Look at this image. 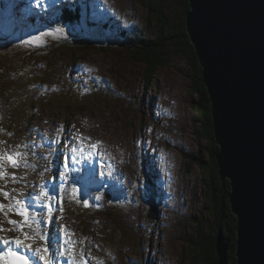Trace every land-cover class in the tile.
Returning a JSON list of instances; mask_svg holds the SVG:
<instances>
[{
  "label": "rangeland",
  "instance_id": "1",
  "mask_svg": "<svg viewBox=\"0 0 264 264\" xmlns=\"http://www.w3.org/2000/svg\"><path fill=\"white\" fill-rule=\"evenodd\" d=\"M2 1L0 143L3 151L0 154L32 151L29 157L34 160L32 165L37 164L41 171L51 167L54 156L57 180L52 185L56 190L51 193L45 186L50 181L47 174H37L35 168L25 169L28 160L25 156L29 154L19 159L21 167L13 168L7 160L0 161V165L7 174L15 175V188L19 178L22 180L17 189L24 201L29 198L28 201L36 205L32 197L39 196L41 201L46 198L42 195L44 191L51 197L60 216L55 234L51 235L52 243L60 250L53 264L76 263L65 251V241L69 237L83 264H191L196 257L197 225L202 226L204 234L210 238L216 228L212 225L215 221L212 210L207 209L209 200L203 182L208 172L195 160L199 155L209 166L207 140H199L195 135L200 124L197 97H192L190 90L192 68L184 55H177L170 56L164 68L149 73L141 62L126 58L123 49H110L103 43L111 37L123 40L122 43L144 38L139 31L145 22L149 25L145 8L148 2L168 12L166 34L169 36L172 23L182 18L180 1L93 0L97 9H93L91 1V16L87 17V12L76 7L71 24L63 23V10L68 8L59 0L9 2L12 5L9 12ZM14 5L17 7L11 14ZM154 6L151 12L156 16L158 7ZM19 7L26 13L23 17L19 16ZM96 14L99 21L94 18ZM158 17L159 14L150 22V30L144 28L155 37ZM138 22H142L141 28L135 27ZM121 24L131 25L132 31L124 30ZM81 26L90 29H81ZM57 28H63V33L57 32ZM45 32L49 35L41 37ZM36 37H41L38 43H26ZM92 39L101 45L94 44ZM83 40L87 44H83ZM166 41L168 43L169 37ZM84 45H91L90 50L81 52L86 50ZM184 48L183 45L180 53H185ZM170 51L174 52L175 48ZM199 66L203 76L200 61ZM9 115L12 116L10 121ZM52 123L57 131L49 129ZM44 134L49 137L50 145ZM53 142L57 147H51ZM79 165L82 174L77 172ZM143 167L151 178L143 174ZM69 171L84 182L89 190L87 196L59 195L61 177ZM8 184L13 187V180ZM149 185L152 193L147 189ZM229 187L230 203V182ZM151 198L155 206L158 205L157 220H150V210L144 207ZM0 204L10 205L5 203L3 196H0ZM230 209L238 228L231 203ZM4 212L6 215L0 213V228L6 231H0V239L8 240L17 228L8 222L9 219L23 225L24 218L8 207ZM24 227L25 233H33L27 225ZM219 231L229 238L223 228L215 233V264H219ZM237 233L238 229L236 241L229 238V264L232 252L237 264L234 250ZM16 237L23 240L20 232ZM23 242L28 244V240ZM207 243L211 246V242ZM6 250L7 246L0 244V252ZM151 257L155 263L151 262ZM0 264H4V260H0Z\"/></svg>",
  "mask_w": 264,
  "mask_h": 264
},
{
  "label": "water",
  "instance_id": "2",
  "mask_svg": "<svg viewBox=\"0 0 264 264\" xmlns=\"http://www.w3.org/2000/svg\"><path fill=\"white\" fill-rule=\"evenodd\" d=\"M190 2L186 33L210 95L221 183L231 186L237 264H264V0ZM230 242L219 231V264H229Z\"/></svg>",
  "mask_w": 264,
  "mask_h": 264
},
{
  "label": "trees",
  "instance_id": "3",
  "mask_svg": "<svg viewBox=\"0 0 264 264\" xmlns=\"http://www.w3.org/2000/svg\"><path fill=\"white\" fill-rule=\"evenodd\" d=\"M179 1L181 3V11L184 10V8L187 11V8L190 6L188 1ZM151 6V2H148V5H145L148 15H146V18L149 20V25H147L148 21L145 22L144 28L150 30V28H152L150 22L153 20L155 21L157 14H159V17L157 18L159 22L157 23L159 25L158 30L155 29L156 37L154 34L146 31L143 28L141 32L144 34V38L137 39L136 41H130V43H120V46H118V43H116L117 45H110L109 47L110 49H112L111 47H115L119 48L120 51L124 50L127 53L126 58L141 62L144 64L146 70L153 74L156 73L160 68L162 69L168 65L167 61L169 60L170 56L173 57L177 55H184L188 59V66L192 68V73L189 75L192 79L190 90L192 97H197L195 103L199 117L198 124H200L199 129L195 130V135L197 138H199V140H207L208 143V149L206 151L209 155V166L207 167V161L205 158H202L199 155H197L198 159L196 158L200 167L208 172L207 177L203 178L207 199L209 200L207 209L210 211L212 210V214L215 218L216 224L215 221L212 223L213 226H216V228H214L215 233L218 229L223 228L225 230L226 236L231 238L233 241H236L235 236L237 230V219L231 214L229 203V182L226 181L227 183L225 182L223 185L221 183L219 175L220 173L218 171L219 168L216 155L219 151V147L214 137V121L212 116L210 95L202 77V69L199 66V59L196 55L194 46L190 43L189 37L186 34V17H183L182 12V18L178 19V22H175V24L172 23V30H170L168 36L169 41L166 43L168 38L166 33L168 32L167 28L169 26V14L167 11H165V9H162V6L161 9H159L160 6H158L157 14L154 16L152 15L154 12H151ZM158 11H160L161 14ZM73 14L74 11L71 12L69 9H64L62 18L63 23L71 24V22L74 21L72 19ZM117 30L120 29L118 28ZM84 32L86 33V30ZM145 34L147 37H145ZM174 42H176L175 46H173ZM11 45L13 46V44ZM183 45L186 47V49L184 48L185 53H180ZM84 47H86V50H80L81 52L90 50L91 45H84ZM172 48H175L174 52L170 51ZM8 118V121H10L12 116L9 115ZM211 228L212 226L210 229ZM197 233L198 240L196 241L195 245L196 249H194V253H196L195 259H197L195 263V259L193 258L191 264L217 263L215 248H213L215 247V233L211 238L210 236L207 237L204 234L202 226L199 225H197ZM208 239H210V241ZM207 242H211V246L210 243L208 244ZM235 248L236 244L234 250H236ZM230 264H236L234 252L230 254Z\"/></svg>",
  "mask_w": 264,
  "mask_h": 264
},
{
  "label": "snow or ice",
  "instance_id": "4",
  "mask_svg": "<svg viewBox=\"0 0 264 264\" xmlns=\"http://www.w3.org/2000/svg\"><path fill=\"white\" fill-rule=\"evenodd\" d=\"M39 3H42L43 0H38ZM57 32L63 33L64 29L63 28H57ZM49 33L45 32L41 34L42 36H47ZM41 37H36L33 40L26 41V43H38ZM20 156L19 153H16L14 155H9V154H0V160H7L11 167L13 168H18L20 166L19 159L18 157ZM8 177L12 179L13 181L16 180V177L14 174L9 175L4 171V168L2 165H0V179H4L5 177ZM52 191L55 192L56 186L52 185L51 186ZM0 195H3L6 199H10V194L8 192L3 191V189H0ZM42 195L48 197L51 199V197L48 195L47 191H44ZM34 200H39V196L32 197ZM17 205H20L21 207L18 208ZM8 207L10 211H12L16 215H20L24 218V223L23 225L19 224L17 221L9 219V223L12 224L14 227H17L20 229V236L23 237V240L21 238H16L13 240H7V239H0V244H3L7 246V250L4 252H0V260H4V264H29L28 258L19 255L17 252L12 250L11 245L15 244L17 247H25L31 251H33L34 255H37L40 260L44 262V264H53V261L50 257L47 256L48 253V248L44 247L43 249H40L38 247L33 248L32 244L28 243L25 244L23 241L24 240H29V239H38L39 241H44L45 237L42 233H38L37 236H32L30 237L28 233H25L23 231V227L27 225L28 227H31V224L29 223L30 221V216L28 214L27 206L25 205V202L23 201H15L14 203L10 204L9 206H5L3 204H0V213H6L4 212V209ZM0 231H6L3 228H0ZM65 244H67V241H65ZM67 251V249H65ZM11 256L13 259L9 261L7 257ZM73 264L75 262L73 261Z\"/></svg>",
  "mask_w": 264,
  "mask_h": 264
},
{
  "label": "bare ground",
  "instance_id": "5",
  "mask_svg": "<svg viewBox=\"0 0 264 264\" xmlns=\"http://www.w3.org/2000/svg\"><path fill=\"white\" fill-rule=\"evenodd\" d=\"M188 1V3H189V8H187V11L185 10V8H184V10H182V12H183V17L185 16L186 17V19H187V17H188V14L189 13H191L192 12V8H191V2H190V0H187ZM151 5L153 6L154 4H152V2H151ZM157 5H160V4H157ZM158 7V6H157ZM23 8H24V10H27V6H26V4L25 3H23ZM160 9V8H159ZM113 16V15H112ZM123 17V16H122ZM121 17V18H122ZM118 19V18H117ZM118 24L120 23V22H117ZM173 24H175V23H173ZM120 25V24H119ZM122 25V24H121ZM187 25V24H186ZM90 29V27H88V26H81V29ZM122 28L124 29V30H129V31H132V26L131 25H129V26H126L125 24H123L122 25ZM106 29V26L104 27V29L103 30H105ZM171 29H172V27H171ZM136 30V29H135ZM175 33V32H174ZM187 34V33H186ZM168 37V36H167ZM112 38V37H111ZM131 39V38H130ZM172 42V41H171ZM167 43V42H166ZM175 44H176V42H174V46H175ZM79 59V58H78ZM200 61V60H199ZM148 75V74H147ZM203 77V76H202ZM191 87V86H190ZM197 160V159H196ZM219 171V170H218ZM220 178H221V176H220ZM157 183V182H156ZM159 187V186H158ZM29 200V199H28ZM26 201V203L27 204H31V201ZM155 202V200H152V198L151 199H149L148 200V202L149 203H151V202ZM148 203H145L144 204V207H145V205H147ZM155 206V205H154ZM156 208H158V205L157 206H155ZM111 209L113 208L114 209V207H110ZM128 218V217H127ZM197 241V240H196ZM128 251V250H127ZM198 251V250H197ZM203 251V250H202ZM130 252V251H129ZM130 256V255H129ZM133 256V255H132ZM195 256H196V254H195ZM133 258V257H132ZM13 258L10 256V258H9V261H11ZM215 260H216V258H215ZM151 262H153V263H155L154 262V259L151 257Z\"/></svg>",
  "mask_w": 264,
  "mask_h": 264
}]
</instances>
